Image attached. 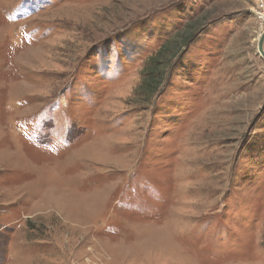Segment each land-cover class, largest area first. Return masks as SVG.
<instances>
[{"label":"rangeland","instance_id":"obj_1","mask_svg":"<svg viewBox=\"0 0 264 264\" xmlns=\"http://www.w3.org/2000/svg\"><path fill=\"white\" fill-rule=\"evenodd\" d=\"M256 3L0 0V264H264Z\"/></svg>","mask_w":264,"mask_h":264},{"label":"trees","instance_id":"obj_2","mask_svg":"<svg viewBox=\"0 0 264 264\" xmlns=\"http://www.w3.org/2000/svg\"><path fill=\"white\" fill-rule=\"evenodd\" d=\"M195 38L189 36L184 41L185 48L194 42ZM176 56L169 44H165L155 57L150 60V67L146 69V76L139 89L140 95L149 96L147 99H152L158 93L160 86L165 82L167 70L173 65L172 59Z\"/></svg>","mask_w":264,"mask_h":264},{"label":"built area","instance_id":"obj_3","mask_svg":"<svg viewBox=\"0 0 264 264\" xmlns=\"http://www.w3.org/2000/svg\"><path fill=\"white\" fill-rule=\"evenodd\" d=\"M256 18L262 23V31H264V0H256Z\"/></svg>","mask_w":264,"mask_h":264},{"label":"water","instance_id":"obj_4","mask_svg":"<svg viewBox=\"0 0 264 264\" xmlns=\"http://www.w3.org/2000/svg\"><path fill=\"white\" fill-rule=\"evenodd\" d=\"M258 53L264 59V32L259 40Z\"/></svg>","mask_w":264,"mask_h":264}]
</instances>
